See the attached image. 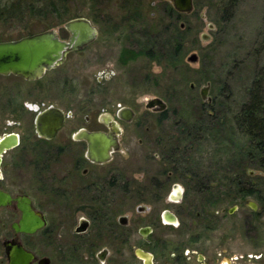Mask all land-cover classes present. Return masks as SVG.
<instances>
[{
    "label": "flooded vegetation",
    "instance_id": "flooded-vegetation-1",
    "mask_svg": "<svg viewBox=\"0 0 264 264\" xmlns=\"http://www.w3.org/2000/svg\"><path fill=\"white\" fill-rule=\"evenodd\" d=\"M169 2V6L163 5L164 11L170 18L180 19L183 13ZM136 14L128 19L130 26ZM74 19L89 22L95 31L93 42L68 53L61 65L37 80L0 75V194L9 197L0 203V264H10L11 259H20L21 264L25 257L28 264H264V180L241 178L238 194L244 201L226 205L224 193L214 196L215 181L207 175L180 174L176 165L170 169L163 166L157 172H101L120 149L104 164L88 157L84 134H105L116 139L120 148L126 126L137 118V110L126 105L95 112L81 104L64 108L55 102L61 98L58 91L38 90L37 85L46 79V88L62 82L70 89L62 94L74 93L76 78L61 76V71L52 73L62 68L69 56L92 46L100 62L111 58L113 47L123 46L116 57L117 65L123 68L141 57L150 60L149 32L142 35L146 40L141 44L133 43L132 38L122 45L100 44L102 31L97 26L84 17ZM65 23L59 30L49 27L27 36L53 30L59 40L67 42L70 33ZM121 38L127 39L124 35L116 39ZM115 75L114 70L99 71L96 81L109 82ZM45 97L52 102L39 100ZM150 110L161 117L165 111L157 107ZM47 112L57 113L62 120L49 137L38 130V119ZM159 120L157 124L162 122ZM143 124L138 122L137 129ZM250 190L252 195L247 194ZM201 194L204 198L195 196ZM23 201L28 202L34 218L23 219ZM239 205L246 210L242 218L241 214L230 218ZM132 206L134 212L129 211ZM117 209L128 211L117 215Z\"/></svg>",
    "mask_w": 264,
    "mask_h": 264
},
{
    "label": "rangeland",
    "instance_id": "rangeland-1",
    "mask_svg": "<svg viewBox=\"0 0 264 264\" xmlns=\"http://www.w3.org/2000/svg\"><path fill=\"white\" fill-rule=\"evenodd\" d=\"M57 1L60 12L56 15L60 19L45 13V6L36 11L43 7V2L30 1L36 8L32 12L22 9L21 4L29 3L24 0H0V42L20 39L49 27L59 30L68 20L84 17L102 31L97 43L122 45L132 38L133 43L141 44L146 40L142 35L148 31L149 48L152 44L159 51V46L177 37L175 31H179L175 29L182 24L179 28L183 36L181 66L168 67L164 59L141 57L123 68L116 62L123 46L113 47L111 58L101 62L95 57L96 47L92 46L82 54L69 56L66 64L52 73L61 71V76L76 78L74 93L62 94L70 90L62 82L51 88L45 86L47 79L38 83V90L50 89L55 94L58 91L61 98L55 102L64 108H77L81 104L85 110L90 108L95 112L126 105L137 110V118L126 126L120 152L112 163L101 167V172L111 169L134 174L157 172L176 165L180 174L195 172L213 179L212 192L215 197L224 193L226 205L244 201L241 193L238 194L239 182L246 177L255 182L264 180L259 179L264 177V164L260 163L264 162V156L252 160L246 156L248 140L236 129L232 117L246 101V89L263 62L254 49L264 24V0H242L224 20H221L218 0H193L192 12L181 14L178 20L170 18L163 9L165 3L169 6V0ZM136 12L138 17L130 26L128 19ZM120 28L122 33L118 32ZM123 35L127 39H116ZM203 35L207 40L201 38ZM192 54L197 57L195 62L188 61ZM109 70L116 72L115 77L98 84V72ZM206 87H209L206 100H202L200 92ZM154 98L165 103L164 119L146 108L147 101ZM39 100L47 104L53 99ZM159 119L162 122L157 124ZM140 121L144 124L137 129ZM195 196L204 198L205 195ZM189 201L192 202L190 197ZM244 209L239 205L238 212L230 218L240 214L242 218ZM126 211L117 209L116 212L120 215ZM129 211L134 212L135 206Z\"/></svg>",
    "mask_w": 264,
    "mask_h": 264
},
{
    "label": "water",
    "instance_id": "water-1",
    "mask_svg": "<svg viewBox=\"0 0 264 264\" xmlns=\"http://www.w3.org/2000/svg\"><path fill=\"white\" fill-rule=\"evenodd\" d=\"M175 9L183 14H189L193 9V0H170ZM212 28L211 26H209ZM64 28L70 33L67 42L59 40L56 33L51 30L45 33L23 37L12 42H0V75H18L22 78L33 81L41 78L46 71L61 65L65 56L70 52L81 50L85 45L93 42L95 31L85 19H74L65 23ZM207 40V36H201ZM197 57L192 54L189 62H195ZM209 87L203 88L200 92L202 100H206ZM164 111L165 103L158 98L147 101L146 108ZM61 117L57 113L47 112L38 119V130L40 135L49 137L56 132L61 125ZM46 129L50 134L46 135ZM83 138L88 143V157L98 164L107 163L111 159V153L119 151V144L116 139L101 133L84 134ZM9 201L8 196L0 194V203ZM23 219L34 218L28 208V202L23 201L21 208ZM24 227L27 225L23 224ZM29 226V225H28ZM37 228V227H36ZM35 228V229H36ZM25 231L32 232L33 228H25ZM23 263L28 264L29 259L23 258ZM20 259H11L10 264L18 263Z\"/></svg>",
    "mask_w": 264,
    "mask_h": 264
},
{
    "label": "trees",
    "instance_id": "trees-1",
    "mask_svg": "<svg viewBox=\"0 0 264 264\" xmlns=\"http://www.w3.org/2000/svg\"><path fill=\"white\" fill-rule=\"evenodd\" d=\"M35 2L44 3L43 7L40 9L34 8V4L26 3L21 4L22 9L28 8L30 11H38L44 9L53 15L60 12L57 0H34ZM222 12L221 20L230 17V13L233 12L238 3L242 0H218ZM34 3V2H33ZM27 6V7H26ZM57 16V15H56ZM61 16H57L60 19ZM175 30L174 38L166 41V44L159 46V51L154 50L151 44L149 57L153 60L155 57L159 59H164L168 67L173 65H179L182 63V52H183V36L177 27ZM259 41L255 47L256 55L262 58L263 62L257 68L252 80L246 89L247 99L241 104V108L232 117V122L234 123L236 129L240 131L248 140V145L246 147V156L253 158L264 156V24L259 35ZM168 46V50L165 46ZM158 53V54H157ZM181 72V70H180ZM164 119V116L162 117ZM160 119L159 121H161ZM245 154V153H244ZM263 161V160H261ZM264 164V162H261ZM252 190L247 192L248 195H252Z\"/></svg>",
    "mask_w": 264,
    "mask_h": 264
}]
</instances>
